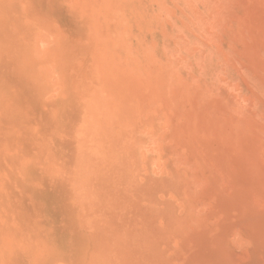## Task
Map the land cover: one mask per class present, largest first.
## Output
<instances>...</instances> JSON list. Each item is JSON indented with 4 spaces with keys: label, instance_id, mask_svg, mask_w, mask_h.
Listing matches in <instances>:
<instances>
[{
    "label": "rangeland",
    "instance_id": "1",
    "mask_svg": "<svg viewBox=\"0 0 264 264\" xmlns=\"http://www.w3.org/2000/svg\"><path fill=\"white\" fill-rule=\"evenodd\" d=\"M0 264H264V0H0Z\"/></svg>",
    "mask_w": 264,
    "mask_h": 264
}]
</instances>
